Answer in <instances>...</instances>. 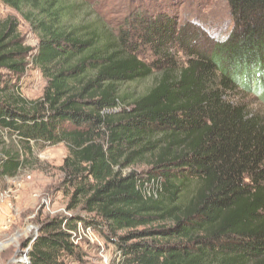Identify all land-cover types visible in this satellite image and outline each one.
I'll list each match as a JSON object with an SVG mask.
<instances>
[{"label":"trees","instance_id":"trees-1","mask_svg":"<svg viewBox=\"0 0 264 264\" xmlns=\"http://www.w3.org/2000/svg\"><path fill=\"white\" fill-rule=\"evenodd\" d=\"M226 2L231 30L211 41L171 0L120 25L88 0H0L38 39L0 18V180L35 147L67 148L64 212L25 264L81 263L80 230L119 264H264V114L248 101L264 105V0ZM29 67L47 82L35 100Z\"/></svg>","mask_w":264,"mask_h":264},{"label":"rangeland","instance_id":"rangeland-1","mask_svg":"<svg viewBox=\"0 0 264 264\" xmlns=\"http://www.w3.org/2000/svg\"><path fill=\"white\" fill-rule=\"evenodd\" d=\"M114 24L125 23L130 12L148 8L152 0H88ZM177 6L178 25L188 24L209 40H221L231 30L232 20L226 0H171ZM167 1L165 2V4ZM173 7V8H176ZM150 8V7H149ZM0 18H13L26 45L36 47L38 39L15 11L0 3ZM147 53V51H145ZM142 58L147 59L143 54ZM46 80L37 69L29 67L21 79L22 95L41 98ZM252 109L264 114V105L253 95L248 98ZM32 162L14 178L0 180V264H25L29 242L38 234L39 222L64 212L65 198L60 190L62 165L67 155L64 144L34 148ZM75 243L86 254L79 264H119L116 248L91 231L80 230Z\"/></svg>","mask_w":264,"mask_h":264},{"label":"built area","instance_id":"built-area-1","mask_svg":"<svg viewBox=\"0 0 264 264\" xmlns=\"http://www.w3.org/2000/svg\"><path fill=\"white\" fill-rule=\"evenodd\" d=\"M26 261H27V259H26Z\"/></svg>","mask_w":264,"mask_h":264},{"label":"water","instance_id":"water-1","mask_svg":"<svg viewBox=\"0 0 264 264\" xmlns=\"http://www.w3.org/2000/svg\"><path fill=\"white\" fill-rule=\"evenodd\" d=\"M34 239V238H33Z\"/></svg>","mask_w":264,"mask_h":264}]
</instances>
